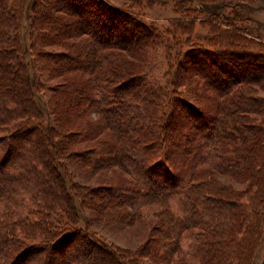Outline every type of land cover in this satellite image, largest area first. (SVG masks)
I'll list each match as a JSON object with an SVG mask.
<instances>
[{
    "label": "trees",
    "instance_id": "16d2710c",
    "mask_svg": "<svg viewBox=\"0 0 264 264\" xmlns=\"http://www.w3.org/2000/svg\"><path fill=\"white\" fill-rule=\"evenodd\" d=\"M154 1L201 19L227 10ZM143 3L0 0V264L250 263L264 226V46L229 23L161 30ZM79 164L94 185L73 180ZM86 209L147 234L109 247Z\"/></svg>",
    "mask_w": 264,
    "mask_h": 264
},
{
    "label": "rangeland",
    "instance_id": "374dc122",
    "mask_svg": "<svg viewBox=\"0 0 264 264\" xmlns=\"http://www.w3.org/2000/svg\"><path fill=\"white\" fill-rule=\"evenodd\" d=\"M145 3L142 4L141 8H137L142 15V19L147 23L154 24L157 28L161 30H166L170 28L172 24L176 26V24H183L188 25L189 27H193L194 31L198 33L200 36L204 35L205 33L210 32L209 30L213 29V32L217 30V27L224 25L225 23L231 24L234 28L239 26L241 29H244L243 34L247 40L252 42L260 43V46H264V0H223L227 7L225 12V17H220L219 19H201L199 17H192L191 13L187 10H184L183 6L179 5L178 9L174 7L170 2L164 1H154V0H144ZM236 2H244L248 5L252 4L253 9L255 11H251L253 9H248L245 11L239 10L236 8ZM238 9V10H237ZM227 24H225L226 26ZM222 27L223 31H229L230 28ZM247 31V32H246ZM242 34V33H240ZM256 36L252 38L251 35ZM27 36L26 32L24 33ZM25 40V39H24ZM263 44V45H262ZM256 45L252 43V46ZM259 46V47H260ZM258 46H253V49H257ZM252 48V47H251ZM47 49V48H46ZM138 58H141V55H137ZM147 60V58H146ZM38 71V70H37ZM36 71V72H37ZM162 71H166V64H161L158 67V73ZM0 75L7 76V73H4L3 70L0 68ZM157 76L159 74H156ZM37 76L40 77L41 85H47L48 81L45 78H42L39 72H37ZM132 87V86H131ZM180 89H184L183 86H180ZM134 90V89H133ZM131 92V90H126V93ZM134 92V91H132ZM39 99L44 101L45 99L49 98V93L46 89H41V93H38ZM48 120L51 122V117H48ZM125 120L123 119L120 123H124ZM176 132L173 133L175 136ZM27 143L24 144L22 150L19 151V156L17 158H21V155L26 153L27 150ZM131 158V157H130ZM142 166V164H141ZM205 165H201L199 169H203ZM73 174V180L78 182L79 184H90L94 185L96 182L97 177L94 175H89L86 173V169L83 165L79 164L76 165L75 168L71 167L70 170ZM109 173V172H108ZM223 182V180H221ZM232 185L236 190H240L244 187V184H236L232 182ZM86 214L89 217H93L90 211L87 209L85 210ZM151 213V212H149ZM151 216V215H150ZM94 218V217H93ZM148 218V217H147ZM146 218V219H147ZM95 219V218H94ZM151 219V218H150ZM92 230L95 234L100 238V240L105 243L107 246L117 247L119 249H129L134 250L137 248L144 240L146 236V227L139 226L135 224L131 227H122L117 225H109L106 224L104 221L92 220ZM183 242V241H182ZM181 242V243H182ZM180 243V244H181ZM74 247H80L79 243H77ZM92 253L86 254L85 251H81L80 255H86V258H90ZM36 257L35 254H31L29 256V261L26 264H29L32 259ZM264 257V226L262 229L261 238L257 244V247L254 249L253 257L249 264H257L259 259ZM31 264V263H30ZM144 264H151L147 261H144Z\"/></svg>",
    "mask_w": 264,
    "mask_h": 264
}]
</instances>
